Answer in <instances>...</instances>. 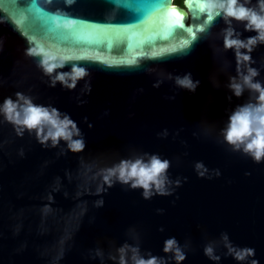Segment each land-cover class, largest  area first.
I'll use <instances>...</instances> for the list:
<instances>
[{
    "label": "water",
    "instance_id": "95a60500",
    "mask_svg": "<svg viewBox=\"0 0 264 264\" xmlns=\"http://www.w3.org/2000/svg\"><path fill=\"white\" fill-rule=\"evenodd\" d=\"M198 4L0 0V101L22 92L54 107L85 143L76 153L63 141L42 146L0 117V264H119L124 244L175 264L162 252L169 237L186 253L181 264H264V160L234 151L222 135L228 115L250 99L247 89L237 98L227 87L236 75L233 51L222 45L227 25L216 17L188 47L168 51L202 23ZM173 7L183 28L172 24ZM57 12L74 20L71 28L53 21ZM232 27L241 39L254 35L242 23ZM30 39L81 57L56 71L75 63L86 76L71 90L51 86L26 52ZM252 58L264 83V44ZM185 75L199 81L195 91L176 84ZM145 154L169 160L168 195L145 199L139 188L102 184V169ZM226 243L255 254L237 262ZM205 245L219 260L204 255Z\"/></svg>",
    "mask_w": 264,
    "mask_h": 264
},
{
    "label": "clouds",
    "instance_id": "9594fccd",
    "mask_svg": "<svg viewBox=\"0 0 264 264\" xmlns=\"http://www.w3.org/2000/svg\"><path fill=\"white\" fill-rule=\"evenodd\" d=\"M72 2L73 0H66L68 4ZM189 2L190 0H184L185 4ZM171 11L174 17L172 24L183 28L181 15L177 14L175 7ZM198 11L202 23L197 24L195 30L191 26L187 27L188 38L180 40L168 51L175 52L179 48L188 47L196 38V33L205 31L216 17L223 19L227 27L222 30V45L225 50L232 49L236 64V75L229 77L227 87L237 98L246 89L250 93L248 102L237 105L228 115L227 124L222 129L223 139L234 151L238 150L253 161L260 162L264 160V83L255 79L259 75V70L252 66L254 63L252 52L258 44H264V0H255V5L252 4V0H199ZM51 16L54 22L63 20L60 26L64 28H71L74 23L73 19L58 12L52 13ZM234 22L242 23L244 31L252 32L254 35L241 39L240 34L232 27ZM30 45L26 50L27 54L39 58L38 66L50 77L51 86L59 82L63 87L71 90L78 80L86 76V69L75 63L71 64L69 71H56L81 57L31 39ZM150 55L155 56L157 53L152 52ZM198 83L199 81L193 82L190 75L176 79L178 86L190 92L195 91ZM14 95L15 99L8 96L0 101V117L13 126L17 135H23L25 131L29 134L34 133L42 146L48 145V142L51 146H56L63 141L67 150L73 153L84 149L85 143L80 136L79 128L68 115H62L54 107L36 104L31 97L22 92H16ZM169 165L168 159H162L157 154L121 159L111 167L102 169L100 180L107 187L119 182L128 185L129 188H139L145 199L154 194L168 195L169 191L165 185ZM195 168L197 170L203 168L202 163L197 162ZM197 175L203 176L204 172L198 171ZM101 190V186L98 185L96 191L99 193ZM96 203L100 205L102 201L98 200ZM223 238L227 241L226 234ZM225 247L226 254L231 255L237 262H244L255 254V250L250 247L235 248L229 243H226ZM129 249L132 252L130 257L132 264H167L164 257L150 254L147 257L141 256L138 247L127 244L117 249L119 264H128L126 253ZM162 252L171 253V259L175 264H181L186 258V253L175 237H169L164 241ZM203 252L210 260H219V256L214 254L210 245H205ZM112 258L116 259V257ZM249 264H258V261L251 259Z\"/></svg>",
    "mask_w": 264,
    "mask_h": 264
},
{
    "label": "rangeland",
    "instance_id": "374dc122",
    "mask_svg": "<svg viewBox=\"0 0 264 264\" xmlns=\"http://www.w3.org/2000/svg\"><path fill=\"white\" fill-rule=\"evenodd\" d=\"M179 2H182V0H175V3L179 4Z\"/></svg>",
    "mask_w": 264,
    "mask_h": 264
},
{
    "label": "flooded vegetation",
    "instance_id": "af4514ba",
    "mask_svg": "<svg viewBox=\"0 0 264 264\" xmlns=\"http://www.w3.org/2000/svg\"><path fill=\"white\" fill-rule=\"evenodd\" d=\"M182 3V2H181ZM177 4V3H176ZM178 6H182V4H177Z\"/></svg>",
    "mask_w": 264,
    "mask_h": 264
},
{
    "label": "trees",
    "instance_id": "16d2710c",
    "mask_svg": "<svg viewBox=\"0 0 264 264\" xmlns=\"http://www.w3.org/2000/svg\"><path fill=\"white\" fill-rule=\"evenodd\" d=\"M179 4H182L181 2H179Z\"/></svg>",
    "mask_w": 264,
    "mask_h": 264
},
{
    "label": "snow or ice",
    "instance_id": "6c2138e0",
    "mask_svg": "<svg viewBox=\"0 0 264 264\" xmlns=\"http://www.w3.org/2000/svg\"><path fill=\"white\" fill-rule=\"evenodd\" d=\"M177 14H179V13H177Z\"/></svg>",
    "mask_w": 264,
    "mask_h": 264
}]
</instances>
